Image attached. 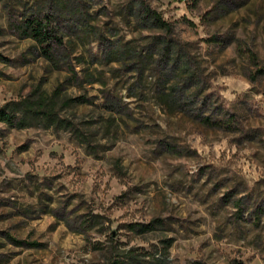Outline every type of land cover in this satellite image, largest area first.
<instances>
[{"label": "rangeland", "instance_id": "rangeland-1", "mask_svg": "<svg viewBox=\"0 0 264 264\" xmlns=\"http://www.w3.org/2000/svg\"><path fill=\"white\" fill-rule=\"evenodd\" d=\"M40 96L58 125L0 121V264H264V0H0V107Z\"/></svg>", "mask_w": 264, "mask_h": 264}, {"label": "trees", "instance_id": "trees-1", "mask_svg": "<svg viewBox=\"0 0 264 264\" xmlns=\"http://www.w3.org/2000/svg\"><path fill=\"white\" fill-rule=\"evenodd\" d=\"M44 26L40 21H29L25 25V30H23L24 34L28 37L33 38L36 42H38L41 46L49 40L48 33L43 32ZM15 113L20 114V118L18 123L16 124L18 127L22 125H29L31 123L42 122L46 125H58L60 120L53 112V107L51 102L46 99V96H40L38 100H23L20 102H8L5 103L2 107H0V121L5 122L7 124L12 125L13 119L15 118ZM141 227H137L136 224L132 225V228L136 231H146L150 229L148 225H140ZM130 261H133L134 257H127ZM109 264H131L130 262L115 259L111 261ZM136 264V262L134 263Z\"/></svg>", "mask_w": 264, "mask_h": 264}]
</instances>
